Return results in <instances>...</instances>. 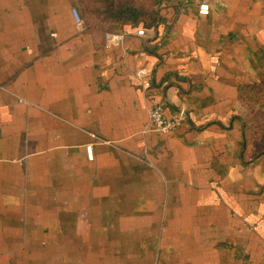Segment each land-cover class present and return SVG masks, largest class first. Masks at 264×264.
<instances>
[{
	"label": "crops",
	"instance_id": "crops-1",
	"mask_svg": "<svg viewBox=\"0 0 264 264\" xmlns=\"http://www.w3.org/2000/svg\"><path fill=\"white\" fill-rule=\"evenodd\" d=\"M200 1L107 47L78 0H0V264H264V0Z\"/></svg>",
	"mask_w": 264,
	"mask_h": 264
},
{
	"label": "trees",
	"instance_id": "trees-1",
	"mask_svg": "<svg viewBox=\"0 0 264 264\" xmlns=\"http://www.w3.org/2000/svg\"><path fill=\"white\" fill-rule=\"evenodd\" d=\"M78 2L85 27L113 33H121L125 31L126 26L140 22L151 25L157 19L156 8L160 4V0H78ZM241 92L244 107L250 98L258 97L259 92L264 98V79L260 83L245 87ZM243 118L246 130L249 131V121L246 116ZM263 138V129L257 130L251 138L258 154H264Z\"/></svg>",
	"mask_w": 264,
	"mask_h": 264
},
{
	"label": "built area",
	"instance_id": "built-area-1",
	"mask_svg": "<svg viewBox=\"0 0 264 264\" xmlns=\"http://www.w3.org/2000/svg\"><path fill=\"white\" fill-rule=\"evenodd\" d=\"M193 0H179L180 7H188ZM198 13L200 16H208L210 14V5L207 0H202L198 3ZM72 15L76 22V25L80 29H84V21L78 9H72ZM128 32L122 33H107L106 41L107 47L121 45L124 37ZM138 37L145 36V30L140 29L136 32ZM145 87H150V83H145ZM149 115V125L157 132L167 135L174 130H176L182 122L186 119V113L184 110H180L178 113L172 117H166L164 114V107L160 104H154L148 111ZM86 152L89 159H93V146L88 145L86 147Z\"/></svg>",
	"mask_w": 264,
	"mask_h": 264
},
{
	"label": "rangeland",
	"instance_id": "rangeland-1",
	"mask_svg": "<svg viewBox=\"0 0 264 264\" xmlns=\"http://www.w3.org/2000/svg\"><path fill=\"white\" fill-rule=\"evenodd\" d=\"M244 116L249 121L250 129L248 133L251 138L257 133V130H264V98L261 92H259L258 97L248 100L247 106L244 107ZM262 143L264 144V142Z\"/></svg>",
	"mask_w": 264,
	"mask_h": 264
}]
</instances>
